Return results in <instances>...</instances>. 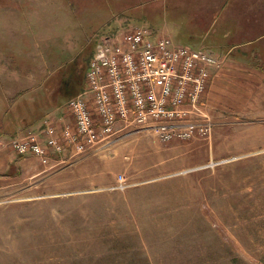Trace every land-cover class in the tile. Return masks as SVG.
Here are the masks:
<instances>
[{"label":"rangeland","instance_id":"1","mask_svg":"<svg viewBox=\"0 0 264 264\" xmlns=\"http://www.w3.org/2000/svg\"><path fill=\"white\" fill-rule=\"evenodd\" d=\"M15 1L0 0V16L1 6L16 12ZM72 1L23 21L16 47H5L0 35V79H35L20 89L38 98L18 101L29 122L9 127L5 142L45 167L0 188V264H264V79H225L210 92L221 58L201 97L210 133L162 140L121 130L111 143L77 152L62 136L72 122L66 102L84 87L98 36L152 28L148 21L160 27L176 13L162 11V0ZM186 1L225 17L216 43L241 44L231 55H248L243 73L264 76V0ZM28 6L21 2L24 11ZM177 14L187 41V21ZM48 121L60 150L48 148L43 161L14 149L12 140L32 129L44 144L40 125Z\"/></svg>","mask_w":264,"mask_h":264},{"label":"built area","instance_id":"2","mask_svg":"<svg viewBox=\"0 0 264 264\" xmlns=\"http://www.w3.org/2000/svg\"><path fill=\"white\" fill-rule=\"evenodd\" d=\"M221 66V58L210 50L177 44L145 25L102 33L83 89L66 102L72 122L64 124V141L81 152L111 143L121 130L151 131L162 140L208 134L212 127L201 97L212 70ZM40 126L44 144L33 129L11 144L18 153L28 150L46 161L48 148L62 147L54 125L48 121ZM123 182L119 176L118 186Z\"/></svg>","mask_w":264,"mask_h":264},{"label":"crops","instance_id":"3","mask_svg":"<svg viewBox=\"0 0 264 264\" xmlns=\"http://www.w3.org/2000/svg\"><path fill=\"white\" fill-rule=\"evenodd\" d=\"M15 2L17 5L16 8H18L16 12H9L6 10L8 7L1 6L0 35L3 42H8L5 46L7 48L16 47L18 44V37L24 35L23 29L21 28L23 21L32 19V17L34 20L39 18L37 12L42 9L45 11L47 9H52L56 5H72L73 3L72 0H24V2L30 3V6L28 7L31 8V10L28 11L26 10V7L24 11L21 7V2H23V0H16ZM116 3L117 0H112L109 5L112 6ZM160 7L162 11L173 9L176 15L174 16V19H171L170 22L167 21L166 24H161L160 27L152 21H148L152 26V30L154 29L156 33L170 37L177 44L187 45V43H189L198 48L205 47L215 56L224 60L223 68L214 71L215 73H213L211 77L212 84L209 89L210 92L216 91L218 84L225 79H264V76L257 77L250 75L249 73H243V71H245L244 69L249 68V65L245 62L248 58L247 54L240 52L239 55H231L233 51L241 48V44L227 43L219 46V44L216 43L215 37L225 28V17L222 19V17L215 18L212 15L209 16L208 12L213 13L214 10L205 7L202 3L200 4L199 9L195 10L193 6H191V2L188 3L186 0H162ZM180 10L183 12V18L187 21L188 28L185 34L188 39L187 41L180 38L181 28H183L182 20L177 18V15L181 16L177 14ZM66 11H68L67 14L70 13V11H72L71 6L70 8H66ZM198 11L201 13L198 14ZM167 23H170V25ZM239 33L242 34V31H239ZM231 34L232 33H229V36ZM10 36H13L14 40H12V37L9 38ZM197 37H199V39H197ZM214 43L216 44L213 45ZM18 76L16 75L15 79H0V188L7 186L9 182L14 179L17 180L19 176H35L43 172L45 168L41 165L38 159L32 155L22 156L15 154V152L8 147L7 142H5V132H7L6 130H8L9 127H11V130L13 128L14 130H18L29 122L27 121V116L30 113L26 108L19 109L20 106L18 101L25 99L34 100L37 98L34 90L20 89L21 85L26 81L32 83L35 79H18ZM40 83H38L37 86H39ZM7 106L10 108H6ZM38 106L40 111L45 109L44 106L41 107V105L38 104L35 107L38 109ZM57 114L58 110H53L50 117L54 120L56 125H60V120L58 119ZM39 115L40 114L35 115V118L31 122H34ZM39 121L40 120H37L35 123L38 125V123H40Z\"/></svg>","mask_w":264,"mask_h":264},{"label":"trees","instance_id":"4","mask_svg":"<svg viewBox=\"0 0 264 264\" xmlns=\"http://www.w3.org/2000/svg\"><path fill=\"white\" fill-rule=\"evenodd\" d=\"M39 114H40V113H39ZM39 116H40V115H39ZM39 116H38V117H39ZM38 117H37L36 119H38Z\"/></svg>","mask_w":264,"mask_h":264}]
</instances>
